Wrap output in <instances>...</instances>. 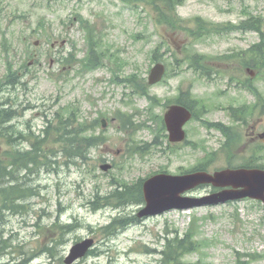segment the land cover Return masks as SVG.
I'll list each match as a JSON object with an SVG mask.
<instances>
[{
    "label": "rangeland",
    "instance_id": "374dc122",
    "mask_svg": "<svg viewBox=\"0 0 264 264\" xmlns=\"http://www.w3.org/2000/svg\"><path fill=\"white\" fill-rule=\"evenodd\" d=\"M178 13L183 24L192 28L197 17L213 23L237 24L251 15L264 16V0H187ZM76 14L106 28L111 51H119L128 63L125 74L138 71L147 78L154 65L151 60L153 50L162 40L170 44L171 50L163 45L160 54L162 61L172 64V70L169 68L164 83L151 88L152 94L161 98L164 104L173 101L180 88L185 90L191 86L194 96L205 100L208 106L206 119L231 125L224 107L238 108L255 102V96L228 82L230 76L245 80L242 70L235 73V69L223 65L222 72L228 74H221L208 82L187 69V63L181 69L174 67V59L182 60L188 52L209 57L232 55L259 42L256 32H234L196 43L185 32L170 33L157 25L152 19L151 8L142 4L134 8L118 0H0V81L5 78L9 63L19 70L21 77L18 86H2L0 89V102L15 101L14 109L19 116L6 127L15 126L16 136L20 132L27 136L19 139L16 148L29 149V128L39 134L45 126V114L53 118L57 111L71 103L80 107L87 122L100 118L101 114L109 122L107 128L99 126L93 132L96 135L102 133L106 141L92 151L91 160L84 166L70 165L59 153L52 156L50 164L40 171L19 173L20 182L34 187L37 194L24 202V211L7 212L0 217V241L2 238L9 240L11 245L7 253H0V264H64L71 248L86 239L95 240L93 250L100 256H86L75 264H160L162 257L152 251L163 250L166 239L173 238L171 232L174 229L184 235L195 218L199 227L198 238L208 241L209 245L202 252L187 255L185 262L235 264L237 254H257L263 257L252 264H264V209L251 200L184 212L172 211L146 218L116 238L108 239L103 235L102 228L114 218L136 216L143 207H104L105 202L97 196L104 197L112 192L113 177L117 182L125 179L133 184L161 170L180 175L196 166L207 151L218 152L208 167L211 171L227 168L229 162L220 153L223 137L216 131H206L198 121L188 123L185 128L187 140L196 143L195 147L181 145L171 152L169 142L158 139L157 143L161 145L152 147L150 155L128 159L126 149L130 138L117 129L121 124L119 118L114 122L111 120L122 111L135 114L136 123H144L149 102L144 98L128 97L127 92L125 95L122 86L110 82L112 75L108 69L81 74L79 65L75 69L63 68L62 59L72 51L73 43L77 45L79 59L86 53ZM16 16L25 17L16 20ZM41 22L47 34L40 29ZM37 41L39 45L35 46ZM63 41L67 43L61 46ZM53 43H56L55 47H52ZM25 63L29 65L24 66ZM255 84L264 94V79H258ZM155 111L163 115L165 108L160 105ZM257 120L258 116L239 128L243 136L248 135L243 144L249 141ZM148 126L150 128L139 129L136 133L139 144L141 141L149 144L157 136V125L148 123ZM260 132H264V120ZM8 149L0 142V156ZM105 164L112 165L107 173L101 170ZM212 190L205 187L188 195L203 196ZM94 202L103 209L94 211ZM57 218L60 224H73L74 231L61 238V230L51 229ZM48 248L54 249V260L50 259L49 252L43 253Z\"/></svg>",
    "mask_w": 264,
    "mask_h": 264
},
{
    "label": "trees",
    "instance_id": "16d2710c",
    "mask_svg": "<svg viewBox=\"0 0 264 264\" xmlns=\"http://www.w3.org/2000/svg\"><path fill=\"white\" fill-rule=\"evenodd\" d=\"M132 1L140 2L149 6L153 11L154 19L157 24L167 26L172 32L185 31L196 43L202 42L213 35H223L236 30H252L258 32L260 34V42L253 45L247 51L238 54L237 58L240 60L241 68L252 67L258 70H264V17H253L248 21L239 23L238 26L232 24L215 25L207 23L202 19H197L196 26L194 28H188L184 26L183 22L177 16V8L182 6L186 0ZM78 21L85 34V41L88 50L85 57L82 60H79L77 58L76 45H74V50H72L67 56L63 57V67L75 69L76 65H80V71L83 73L104 68L108 64L114 65L115 68L111 69L112 72L123 68V60H121L119 56L111 54L110 47L106 45L103 30L81 16L78 17ZM231 58L232 56L229 57V59ZM185 61L189 68L195 71L213 70L211 66L207 65V59L196 53L188 52ZM19 79V73L13 70L12 66L9 65L8 74L5 77L4 84L9 86L18 83ZM125 82L133 88V91L136 92V94L147 96V87L138 76L130 75L126 78ZM251 91L253 92V89H251ZM254 93L257 94L256 91H254ZM257 101V105H259L264 111V98H262L260 94H257ZM10 102H0V142L4 143L9 148L4 151L2 156H0V173H3L4 178L8 183L15 177V172L20 167L24 168L22 171H27L29 173L38 172L42 167H47L50 164L52 156H57L59 153L72 165L86 163V161L90 159L89 155L91 150L99 148L106 141L92 133L96 130L98 119L93 122L85 121L82 117L80 107L71 104L60 114H56L53 119L47 121L48 125L44 129L42 135L37 136L34 133H30L28 135V140L30 142L29 149L20 150L15 146L16 138H14L12 134L13 129L5 127L6 124L14 119L17 113L14 110L15 103L12 104ZM8 104L11 106L7 109L5 105ZM148 115L149 120L160 121L151 110L148 111ZM118 117L121 119V128L123 130L133 131V133L137 131L138 126H136L133 121V115H122L121 113H118ZM56 149H58V151H56ZM146 150V146L139 145L138 142L133 139L127 146L126 153L129 159L135 155L143 156L147 154L148 152L146 153ZM198 169L203 168L200 167L195 170ZM113 185L114 189L111 193L104 197L97 196V199H101L105 202L104 207L112 206L120 208L133 204L139 205L143 202L141 182H138L135 185H129L125 181H121ZM36 194L37 192L35 191V188L27 185L26 182L17 183L13 187L0 184L1 207L4 202L8 200L23 197L24 195L28 199ZM96 205L97 204L94 205V211L102 208L101 206ZM18 209H26V204L24 206L15 205L14 211H17ZM133 222H136L134 218L114 219L112 224L104 228L102 231L107 237H111L115 235L118 229L121 227L124 228ZM73 227V225H60L56 222L51 229L57 228L62 231V234H65L72 231ZM194 234L195 232L192 229L184 238L180 239L176 236L173 240H170L166 250L163 252V264H185L182 258L185 255L196 251L198 248L193 240ZM48 251L52 252L53 249H49ZM249 257L252 260L255 259L254 256ZM237 264L248 263L239 259Z\"/></svg>",
    "mask_w": 264,
    "mask_h": 264
},
{
    "label": "water",
    "instance_id": "95a60500",
    "mask_svg": "<svg viewBox=\"0 0 264 264\" xmlns=\"http://www.w3.org/2000/svg\"><path fill=\"white\" fill-rule=\"evenodd\" d=\"M164 73L165 67L158 64L152 70L149 78L150 84L159 82ZM190 119V112L183 107L175 106L169 110L165 116V121L172 142L184 140L185 133L182 128ZM109 167H104V170H108ZM203 184H213L215 187H233L237 191H224L201 199L182 196L186 191ZM144 194L147 206L140 212L139 217L159 215L173 209L185 210L247 197L264 202V171L225 170L215 175L198 172L183 177L159 175L145 182ZM92 245V240L76 245L71 250V254L65 263L73 264L76 260L84 257Z\"/></svg>",
    "mask_w": 264,
    "mask_h": 264
},
{
    "label": "bare ground",
    "instance_id": "6f19581e",
    "mask_svg": "<svg viewBox=\"0 0 264 264\" xmlns=\"http://www.w3.org/2000/svg\"><path fill=\"white\" fill-rule=\"evenodd\" d=\"M8 109V108H7ZM19 139H21V140H23V138L21 137V136H18L17 138H16V142H15V144H17V142L19 141ZM19 143H21V142H19ZM18 149H22V148H18ZM22 170H24V168H22V167H20L16 172H15V177L11 180V182H9L8 183V181L4 178V175H3V173H0V184L1 185H3V186H9V187H13V186H15L17 183H22V182H20V171H22ZM26 199H27V197L24 195L23 197H17V198H15V199H13V200H8V201H6V202H4V204H3V206H2V209L0 210V217L2 218V217H4L5 216V214L7 213V212H13V213H15V212H20V211H24L25 209H18L17 211H14V206L15 205H21V206H24L25 204H24V202L26 201ZM94 204H96L95 202H94ZM93 204V205H94ZM74 229H75V227H73L72 228V231H74ZM2 238V237H1ZM10 244H9V240H5V239H3L2 238V240L0 241V253L2 252V253H7V250L8 249H10ZM50 254H51V256H50V259H52V260H54L55 259V251L53 252H50V251H48ZM47 252V253H48Z\"/></svg>",
    "mask_w": 264,
    "mask_h": 264
},
{
    "label": "flooded vegetation",
    "instance_id": "af4514ba",
    "mask_svg": "<svg viewBox=\"0 0 264 264\" xmlns=\"http://www.w3.org/2000/svg\"><path fill=\"white\" fill-rule=\"evenodd\" d=\"M258 138H259V135L258 133H256V135L254 136V141L258 140Z\"/></svg>",
    "mask_w": 264,
    "mask_h": 264
}]
</instances>
